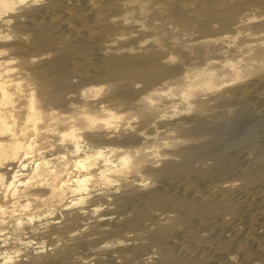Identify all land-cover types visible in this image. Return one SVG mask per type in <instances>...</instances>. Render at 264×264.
Masks as SVG:
<instances>
[{"label":"bare ground","instance_id":"6f19581e","mask_svg":"<svg viewBox=\"0 0 264 264\" xmlns=\"http://www.w3.org/2000/svg\"><path fill=\"white\" fill-rule=\"evenodd\" d=\"M236 106L264 117V0H0V264H264Z\"/></svg>","mask_w":264,"mask_h":264},{"label":"rangeland","instance_id":"374dc122","mask_svg":"<svg viewBox=\"0 0 264 264\" xmlns=\"http://www.w3.org/2000/svg\"><path fill=\"white\" fill-rule=\"evenodd\" d=\"M231 115L229 117H234L237 114H243L245 118H241L240 122H237V125L231 126V130L229 126L225 127L226 133L222 134L223 140L219 143V148H232L237 158H244L245 154H249L248 152V144L257 143L261 138L264 137V117L258 115L259 113L253 109H249L247 112V108H242L239 106L232 107ZM252 111V112H251ZM247 117V118H246ZM245 121H243V120ZM262 121V122H261ZM239 125V126H238ZM238 126V127H237ZM233 127V128H232ZM229 129V132L227 131ZM228 133V134H227ZM226 134V135H225ZM262 140V139H261ZM223 143V144H222ZM223 145V146H221ZM226 145V146H225ZM221 146V147H220ZM247 147V148H246ZM221 148V149H224Z\"/></svg>","mask_w":264,"mask_h":264}]
</instances>
